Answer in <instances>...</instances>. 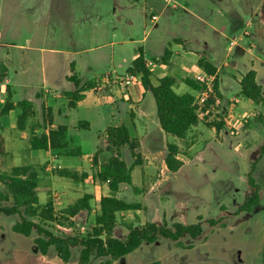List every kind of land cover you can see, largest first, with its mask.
<instances>
[{"label":"rangeland","instance_id":"rangeland-1","mask_svg":"<svg viewBox=\"0 0 264 264\" xmlns=\"http://www.w3.org/2000/svg\"><path fill=\"white\" fill-rule=\"evenodd\" d=\"M154 3L155 8L150 5ZM184 6L207 20H212V15L218 28H222L225 23L215 13L216 10L237 12L244 24L234 30L230 27L226 33L230 38L243 36L244 31L258 34L259 30L264 33V24L258 27L259 18H264V0H54L53 7L46 11V16L50 18V24L56 25L60 32L55 36L54 43L48 42L44 47L56 48L61 53H72L73 56L45 54L38 60L35 72L40 71L39 64L42 59L47 64L57 62L58 73H61V66L63 68L67 60L72 59L77 62L76 75L90 80L86 83L92 82L93 86L103 74L111 73V80L115 81L111 86L115 91L112 92L113 95L106 93L103 88L97 93H85L84 100L71 109L62 93L72 90L70 84L63 82L64 87L48 85L49 90H46V86L41 88L39 81V89L35 90L50 93H44V102L50 108L51 122L67 127L69 149L79 150L85 158L100 148L99 151L107 152L106 160L112 154L117 155L130 169L132 184H121L116 196L126 204L133 205L135 209L117 214L114 237L124 239L129 229L139 228L145 223L168 227L173 223H201L203 226V233L197 239L184 237L179 243H174L161 238L154 244H142L137 250L113 261L112 264H264V104L252 108L255 112L253 116L232 120L224 112L226 104L220 102L217 105L215 96H211L213 92H210L201 109L205 114L200 118L202 122L198 124L199 129L192 136H188V141L193 140L192 146L190 149L182 148V167L178 172L171 173L160 162L161 165H158L150 180L148 170H144L141 147L137 150L140 159L134 160L128 146L112 149L106 143L105 132L111 127L124 126L132 135L128 98L125 94H131L134 89L142 86L138 78H133L129 86L121 82L126 76H131L126 70L134 54L137 55V49L144 51L147 60L154 64L161 52V43L171 42L174 38H189L193 34L189 24H192L191 16H186L185 26H182ZM163 7L166 8L161 13ZM83 12L90 19L100 12L106 21L105 29L111 31L115 28L113 21H124L131 17L134 23L129 30L130 37L123 39L127 36V28L120 25V31L114 37L106 32L104 35H88L80 41L70 42L65 37L66 33L61 24H71L73 30H77L78 26H74V21ZM30 16L31 12L23 14L11 0L0 1V19L4 26L1 33L5 34L6 29L10 31L7 35H13V38L7 39L8 42L16 39L23 31L32 30ZM152 16L157 17L155 22L151 21ZM251 19L254 20L251 27H246V21ZM17 20L24 21L25 25L20 24L17 27ZM88 28L91 29L89 23ZM198 30L202 34H212L205 26H198ZM111 42L114 43L113 46ZM250 42L248 37L243 36L240 45L248 48ZM227 45L228 41L223 39V48L226 49ZM257 53L254 50V54ZM100 57L104 60H99ZM231 58L232 56L225 59L223 52L217 64L220 66L231 61ZM246 61V57L238 59V74L245 72ZM3 63V56H0V65ZM37 75L40 76L39 73ZM220 78L226 98L235 96L239 90L238 84L223 72L220 73ZM208 79L212 87L214 79ZM258 82L264 91V71L260 72ZM198 83L202 91L205 85ZM198 92L200 90L195 93V99ZM27 94L25 91L22 97ZM56 94L59 95L54 98ZM147 96L152 99L149 93ZM40 108L34 101L35 120L41 118ZM83 123L87 126H79ZM40 124L46 128L43 119ZM28 145L26 140L24 149H28ZM59 152H51L52 158L56 157L55 153L59 155L64 151ZM20 153L23 152L20 150L18 154ZM12 155L15 156L13 153ZM26 157L27 162L33 161L31 165L35 168H30L41 177L38 194L42 201L51 200L55 207L56 222H43L41 225L62 237L73 236L78 232L88 233L94 223L99 198L108 193L107 183L94 178L93 166L89 165L84 172L87 177L80 184L74 185L57 176L55 171H46V158L30 159L27 154ZM15 162L14 158H4L0 162V171L8 170ZM55 163H61V160ZM248 176L254 179L258 187L259 202L249 212H241L239 208L254 191L248 183ZM85 195L91 197L89 210L79 212L72 219L63 214L67 203H73ZM33 220L39 222L36 218ZM209 220L216 221V224L209 225ZM17 221V215L6 217L0 214V264H81L78 261V247L73 248V258L68 263L60 260L52 248L46 256H42L33 241L35 232L24 237L12 231V225ZM102 261L104 259H91L87 264H99Z\"/></svg>","mask_w":264,"mask_h":264},{"label":"crops","instance_id":"crops-1","mask_svg":"<svg viewBox=\"0 0 264 264\" xmlns=\"http://www.w3.org/2000/svg\"><path fill=\"white\" fill-rule=\"evenodd\" d=\"M11 1L17 9L22 11L23 14H28V12H31L32 16H30L29 21L31 22L30 24L32 25V30L27 32L23 31L19 36H16V39L8 42L7 39L13 38V35H7V33H10V31L6 29H4L6 31L5 34L1 33L2 27L4 26L2 25V19H0V56H3L4 60V63L0 65V133L4 140V153L0 154V162L4 161V158L6 157H11L14 158L16 162L15 164L11 165L10 168L19 166H28L31 168H35L33 165H31L33 161L27 162V154L29 155L30 159H36L39 157L46 158V171L52 172L58 170H68L76 172L79 175L84 174V172L87 171L86 168L89 167V165L92 166V164H90V162H92V157L100 148H98L97 151H95L92 155L84 158L80 154L79 150L69 149V146L67 144L66 149L61 150L64 151L63 153H60L61 151L59 152V155L55 153L56 157L52 158L51 152L56 150L35 151L30 149V144L28 145V149H24L23 147V144L26 142V140H28L29 143L31 137H33L34 135H40L41 133L47 134L49 131L55 130L58 126H64L59 124L54 125L51 122L50 108L47 107L46 102H44V97H46L44 93H46L47 95H50V93L43 92L42 90L36 91L35 89L39 87L37 86L38 82H41L42 89L46 86V90H49L48 85H60L61 87H64L65 84H63V82H66L70 84L72 88L71 91H73L75 89V86L68 79L71 75L75 76V78L79 80L80 86L90 80L79 78V76L76 75L78 74L77 62L72 59L67 60L63 68L61 66V73H58L59 65L57 62L52 61L48 62L47 64L45 60L42 59V62L39 64L40 71L35 72V66L38 63V60L45 54H62L66 56L68 55L69 57L73 56V54L65 52L61 53L56 48L52 47L48 49L44 47V45L48 44V42L54 43L55 36L60 32V30L56 28V25L50 24V18L46 16V11L51 10L54 0ZM150 5L154 6L155 8L156 3ZM165 8L166 7L162 8L161 13L164 12ZM40 9H42L43 12H40ZM182 10L184 12L182 16V26H185L186 16H191L192 24L189 22L188 23L191 25V32L193 34L190 35L189 38H174L171 40V42L161 43V52L158 54V58L156 59V62L154 64L147 60L144 51L137 49L138 53L137 55L134 54V56L132 57L130 66L127 68L126 72H128V70L131 68L132 62L138 57L139 52H142L146 67L152 72L153 85H157V81L165 76H173L176 79L174 91L177 94L180 95L190 93L194 96L196 92L189 88L186 85L185 81L187 79L194 81L197 77H199V75H207L198 66V53L203 52L206 55L207 61L215 68V74L212 77H216L217 79V87L221 96V98H219V101L223 104H226V106L224 107V112L225 114H227L228 118L234 120V118L241 119L245 116H253L255 112L252 108H255L256 106L240 95L239 82L248 71L252 70L256 73V82L259 85L258 80L260 72L264 71V33H261V31L259 30L258 34L247 33L246 31H244L242 35L244 37H248L251 41L248 44V48H245L244 46L240 45V42L243 41V36H239L238 38H230L226 34L227 31L230 30V27L232 30H234L240 26H243L244 20L240 17V15H238L237 12H233V10H230V12L216 10L215 13L225 23L224 26L222 25V28H218V26H216L214 23L215 21H213L212 15V20H207L203 17H200L199 14L190 11L188 6L182 7ZM74 22V26H78L77 30H73L71 24H61L64 27L63 31L65 30L64 32L66 33L65 37H68L70 42L80 41L88 35H104V33L106 32L110 34L109 36L114 37L119 33L118 31H120V25H122L123 28H127V36L123 37V39H126L130 37L129 30L133 27L134 23L131 17L125 18L124 21L118 19L116 22L113 21L112 24L115 28H112L111 31L109 29H105L106 21L103 20L100 12L96 13L95 17L92 19H90V16H88L87 13L83 12V14L81 13V16L75 19ZM253 22V19L246 21V27H251ZM88 23L91 26V29L88 28ZM20 24L24 26L25 22L17 20L16 26L19 27ZM262 24H264V18H259L258 27L262 26ZM198 26L207 27V29L210 30L212 34H202L201 31L198 30ZM195 27H197L196 30ZM73 31L76 32V35ZM109 31H111V33ZM200 33L202 35H200ZM223 39H226L228 41L226 49L222 46ZM111 45L113 46L114 43L111 42ZM254 50H257L258 53L254 54ZM223 52L225 54V59L230 56H232V58L231 61L224 62L219 66L217 62H219V60L221 59ZM244 57H246L247 60L245 66L246 70L243 74H238V59ZM99 60L103 61L104 58L100 57ZM149 63H151V66L149 65ZM221 69L223 73L230 76L232 80L238 84L239 90L236 95L231 98H226L222 90L220 78V73H222L220 72ZM37 73H39V77ZM131 76L133 78H138L140 81L139 76ZM95 82V86H93L91 90L84 92V98L85 93H97L102 88L106 93L113 95L112 92L115 91V89L111 85L115 83V81L111 80V73L103 74L101 79L96 80ZM25 91H27L28 94L23 98L22 95ZM64 92L68 91H63V95ZM147 93L151 95L150 92H146L143 87H140L138 89H134L131 94L127 92L125 94V97L128 98L127 100L129 116H131L130 120L132 124V135L128 131L129 137L131 140L135 139L139 143V148L141 147L142 153L144 155V170H148V176L151 178L155 174L154 172L158 168L160 162L163 164V167L167 169L164 161L167 154V145L177 144L181 147V142H179L174 137L167 136L161 130L156 116V108L153 97L152 99L149 98L147 96ZM59 94H56L54 98H56ZM109 98H112V96ZM123 98L124 97L122 95V99ZM65 99H67L68 106V98L66 97ZM23 100L32 103L33 109L34 101H36V104H39L41 106L40 119H43V121H45L46 128L42 127V125L40 124V119L35 120V110L34 116L27 119L25 129L22 131L17 130V115L19 113L18 109H12L7 114L1 115V111L7 101L12 105H16ZM80 102L76 104V107ZM198 129V125L192 127L187 134V140L188 136H192L193 133H195ZM40 130L41 133H39ZM11 137H15L16 139H13ZM191 141H188L190 143V146H192ZM106 143H108V141H106ZM9 147H13L14 149H10ZM188 149H190V147ZM20 150L23 153L18 154ZM12 153L15 155L14 157ZM106 154L107 152L105 151L100 152L98 156L99 165H107L108 159L106 160ZM183 157V154H179L177 156V159L182 162ZM57 160H61V163H55ZM37 177L39 179V188L41 177L39 176V174H37ZM62 179L68 182H72V184L74 185L76 183L67 178ZM76 184H80V182H77ZM107 194L103 196H106ZM37 196L38 204L40 206L45 205L47 201L51 202V200L42 201V197L38 193ZM78 199H76L75 201H77ZM70 203H67L65 208L73 204ZM52 205L54 207V204ZM75 216H77V214ZM75 216H72L70 218L72 219ZM93 225L91 226V228L93 227Z\"/></svg>","mask_w":264,"mask_h":264},{"label":"trees","instance_id":"trees-1","mask_svg":"<svg viewBox=\"0 0 264 264\" xmlns=\"http://www.w3.org/2000/svg\"><path fill=\"white\" fill-rule=\"evenodd\" d=\"M198 66L207 75L213 76L215 74V68L207 61L203 52L198 53ZM128 72L130 75L139 76L143 89L151 93L161 130L167 136L174 137L181 142V147L177 144L167 145V154L164 160L167 170L176 173L183 165L177 156L183 154V147L185 149L190 147L187 140L189 130L202 122L193 105L194 96L190 93L177 94L174 91L176 79L173 76H165L157 81V85H153V75L144 63L142 52H139ZM68 79L74 84L75 89L64 92V95L68 98V107L73 109L78 102L83 100L84 92L93 88V83L88 82L80 86V82L75 76L71 75ZM185 83L195 92L201 90L200 83L197 81L187 79ZM239 86V93L245 99L255 106L264 104V91L256 82L255 71H248L242 77ZM211 96L221 98L216 77L214 78L213 95ZM15 108L19 110L17 130L22 131L25 129L27 119L34 116L33 105L25 100L16 105L7 101L1 115H5ZM79 126H86V124H79ZM105 137L110 148L128 146L134 160L140 159V155L137 153L139 143L130 139L126 127L108 128ZM29 144L30 149L35 151L65 150L67 147V128L58 126L47 134L34 135ZM100 152L98 150L92 157L93 176L99 182L107 183L108 194L99 199L98 210L94 215V225L91 230L88 233L78 232L73 236L55 235L41 225L43 222L55 223L56 217L50 201H47L43 206L38 204L39 179L30 167L19 166L0 171V214L6 217L14 215L19 217V221L12 225V231L24 237H29L35 232L36 237L33 241L40 254L46 256L52 248L56 256L64 263L72 260L73 248L78 247L80 249L78 261L81 264H87L91 259H104L99 264H112L113 261L134 252L142 244H154L161 238L179 243L184 237L197 239L202 235L203 226L201 223L190 225L173 223L170 227L145 223L139 228L129 229L124 239L114 237L117 214L135 209L133 205L126 204L116 196L121 184H132V177L130 169L117 155L112 154L107 160V165H99L98 156ZM2 153H4V140L0 133V154ZM55 173L61 178H67L76 183L87 177L86 174L79 175L68 170H58ZM248 183L254 191L253 195L239 208L241 212H249L259 202L258 187L251 176H248ZM90 198L88 195L83 196L66 207L63 214L72 217L81 211L89 210ZM33 218L38 219L39 222H35ZM208 224L214 226L216 221L209 220Z\"/></svg>","mask_w":264,"mask_h":264},{"label":"built area","instance_id":"built-area-1","mask_svg":"<svg viewBox=\"0 0 264 264\" xmlns=\"http://www.w3.org/2000/svg\"><path fill=\"white\" fill-rule=\"evenodd\" d=\"M152 21H155L156 20V17L155 16H152ZM149 65L151 66V63H149ZM208 76V77H207ZM205 75V77H197V82H201L205 85V88L200 92H198V96L197 99H195V96H194V102H193V105L195 107V110H196V114L199 118H202L205 114V112H202V108L204 107V104L207 100V94H209L210 92H213V86L211 87L210 85V80L208 78L212 77V76H209V75ZM213 78V77H212ZM106 79V78H105ZM132 79L133 77L132 76H126L123 80H122V84H124L125 86H128L131 82H132ZM214 79V78H213ZM215 102L216 104H220V101L218 98L215 99Z\"/></svg>","mask_w":264,"mask_h":264}]
</instances>
